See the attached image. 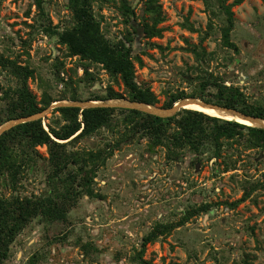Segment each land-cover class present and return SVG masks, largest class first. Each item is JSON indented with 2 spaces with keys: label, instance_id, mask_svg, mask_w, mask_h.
<instances>
[{
  "label": "rangeland",
  "instance_id": "obj_1",
  "mask_svg": "<svg viewBox=\"0 0 264 264\" xmlns=\"http://www.w3.org/2000/svg\"><path fill=\"white\" fill-rule=\"evenodd\" d=\"M127 1L140 17L143 0ZM234 1H223L233 17L229 44L221 37L226 15L219 0H159L161 37L144 38L137 27L132 53L142 65L134 62L135 80L150 87L155 106L181 92L212 99L214 81L236 87L247 103L264 106V0ZM41 3L45 15L36 0H0V58L33 71L27 87L36 98L45 91L56 99L51 104L63 102L76 89L75 101H84L104 95L110 86L128 99L119 78L113 80L100 63L67 55L57 35L45 30L72 25L68 0ZM118 6L119 0L92 1L111 41L132 30ZM13 70L0 65V118L20 86ZM61 96L66 98L59 100ZM54 108L42 113L46 129L65 122ZM121 116L116 110L108 126L65 147L69 152L104 148L109 153L91 184L102 198L81 195L64 218L33 216L9 244L1 264H142L139 253L152 264H264V146L223 141L219 157L207 140L197 153L175 147L177 158H171L167 140L152 145L146 132L124 128ZM36 148V163L23 172L18 189L7 187L2 177L0 195L43 197L54 192L47 179L51 167L46 147ZM202 204L208 208L192 212ZM156 225L172 228L142 248L143 237Z\"/></svg>",
  "mask_w": 264,
  "mask_h": 264
},
{
  "label": "trees",
  "instance_id": "obj_2",
  "mask_svg": "<svg viewBox=\"0 0 264 264\" xmlns=\"http://www.w3.org/2000/svg\"><path fill=\"white\" fill-rule=\"evenodd\" d=\"M92 1L68 0L72 11V25L61 31L45 30L50 35H57L58 42L65 46L67 55H78L81 59L100 63L113 80L117 81L119 78L129 100L154 105L157 98L150 87L140 85L135 80L134 62L136 61L141 66L142 59L138 55H133L132 44L137 27L144 38L161 37L164 28L160 24L164 21V14L159 0H143V14L140 17L136 16L127 0H119L118 10L123 17V22L128 25V28L131 26L132 30L127 29L122 37L114 41L104 35L101 21L92 8ZM223 1L219 0V3L226 15V24L220 30L222 41L229 44L233 17L230 5H224ZM238 1L235 0L233 3ZM36 5L39 13L45 15L41 0H36ZM47 23L50 28L49 18H47ZM187 26L192 28L189 23ZM208 26L211 29V21ZM0 65L3 68L11 65L14 68L13 74L21 81L20 86L14 91V99L10 101L5 110V117L0 118V124L9 119L42 112L52 101L56 100L45 91L37 99L29 90L27 78L33 76L31 69L1 58ZM84 72L87 73L86 69ZM213 85L216 88V92L212 94L213 98H202L204 101L237 109L246 115L264 119V106L247 103L239 89L217 81H214ZM198 96L201 97V93ZM123 97L122 93L108 86L104 95L95 94L86 100ZM185 97L189 96L184 92L171 94L161 106L169 108L174 103L176 104L177 100ZM65 98L61 96L59 100ZM67 98L74 101L79 100L76 89ZM53 110L58 111L65 120L64 124L57 129L48 125L46 129L40 117L15 124L0 134V187L3 184L1 179L4 177L5 185L14 191L17 190L23 172L36 163V157L39 156L36 147L45 146L51 167L47 179L53 185L54 190L51 195L43 197L12 194L6 198L0 195V264L7 257L9 244L33 216L41 214L44 218H64L68 206L74 205L81 195L102 198L101 194L93 191L91 184L98 168L104 164L109 153L106 154L107 151L104 148L69 152L65 147L68 142L89 136L99 128L108 126L116 110L122 113L120 121L124 128L131 131L130 133L136 130L146 132L152 145H165V140H167L169 142L167 146H172L171 149L168 147L169 156H174L171 158H177L176 153L172 151L175 147H186L191 152L197 153L203 142L207 140L211 141L216 156L219 157H221L220 150L223 141L243 142L247 148L264 146V128L248 126L234 120L220 119L192 109L181 108L168 117L122 107L81 109L77 106H58ZM230 166L235 168V163ZM76 185L79 189L75 187ZM246 195L248 192H244V196ZM207 208V204H202L196 209L197 211L192 212L199 213V210L204 211ZM188 216L186 215L180 223ZM171 228L172 225H156L152 232L143 237L142 248L146 242L154 240L166 230L170 231ZM140 255L141 253H139V260L142 264H152L143 260Z\"/></svg>",
  "mask_w": 264,
  "mask_h": 264
},
{
  "label": "water",
  "instance_id": "obj_3",
  "mask_svg": "<svg viewBox=\"0 0 264 264\" xmlns=\"http://www.w3.org/2000/svg\"><path fill=\"white\" fill-rule=\"evenodd\" d=\"M192 98H194V97H192ZM121 99H122V101L127 102V103L128 102L129 103H142V102L132 101V100L125 99V98H121ZM198 100L204 105H211V106H213L215 108L225 109L227 111H232L233 113H237L239 115H243V116L248 117L250 119H261V118H257V117L246 115V114L240 112L237 109L227 108V107L220 106V105L212 103V102H206V101H204V100H202L200 98ZM88 101L89 100H85V101L66 100V101L62 102V100H61V102L52 103L48 108H46L45 110H43L42 112H39L37 114L30 115V116H25V117H21V118H16V119H9V120L5 121L4 123L0 124V134L2 132H4L5 130L9 129L10 127H12L15 124H18V123H21V122H24V121H29V120L40 118L42 116V113H44L46 110H48L49 108L57 107V106H77V107H80L81 109L82 108H88V107H122V108L137 109V110H140L142 112H146V113H149V114L157 115V116H160V117L172 116L178 110L181 109L179 107L180 104L176 105L174 103L173 106H171L169 108H162V107L158 108L159 110L164 111L163 113H158V112H155V111L145 110V109L139 108L137 106L127 105L126 103L124 104V102L122 104H119V103L93 104V103H88ZM105 102H106V100H105ZM262 120L264 121V119H262ZM255 127L264 128V124L262 123V124H259V125L255 126Z\"/></svg>",
  "mask_w": 264,
  "mask_h": 264
},
{
  "label": "bare ground",
  "instance_id": "obj_4",
  "mask_svg": "<svg viewBox=\"0 0 264 264\" xmlns=\"http://www.w3.org/2000/svg\"><path fill=\"white\" fill-rule=\"evenodd\" d=\"M199 98H192V97H186V98H181L179 100L176 101V105L180 104V108H188V109H192V110H196L199 112H202L204 114L213 116V117H217L220 119H227V120H234L237 121L239 123H243L246 124L248 126H257L259 124H264V121L262 119H250L248 117H245L243 115H239L237 113H233L232 111H227L225 109H219V108H215L211 105H204L202 104L199 100ZM106 100V102H105ZM105 100H95V99H91L88 101V103H93V104H101V103H119L122 104L124 101H122L121 98H111V99H105ZM127 105H132V106H137L139 108L145 109V110H149V111H155L158 113H163L164 111L159 110L158 106H155L153 104H149V103H127L124 102V104Z\"/></svg>",
  "mask_w": 264,
  "mask_h": 264
}]
</instances>
